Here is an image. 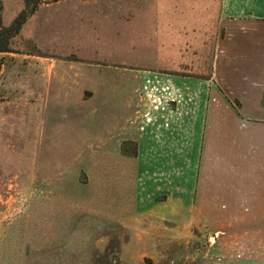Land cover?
I'll return each instance as SVG.
<instances>
[{"label": "rangeland", "instance_id": "rangeland-1", "mask_svg": "<svg viewBox=\"0 0 264 264\" xmlns=\"http://www.w3.org/2000/svg\"><path fill=\"white\" fill-rule=\"evenodd\" d=\"M217 2L0 0V264H264V218L221 217L222 123L185 105L178 194L143 153L212 74Z\"/></svg>", "mask_w": 264, "mask_h": 264}, {"label": "crops", "instance_id": "crops-1", "mask_svg": "<svg viewBox=\"0 0 264 264\" xmlns=\"http://www.w3.org/2000/svg\"><path fill=\"white\" fill-rule=\"evenodd\" d=\"M217 6L210 78L173 80V88L188 92L190 97L168 114L154 111L145 128L147 139L142 136L148 144L153 139L154 142L145 145L143 153L152 157L150 165L160 154L177 155L172 163L162 164L161 174L155 173L151 166L148 169L151 177L163 179L169 193L178 194L180 154L184 148L185 152L195 153L198 147L196 141L188 144L184 141L180 122L185 120L182 116L185 105L197 106L188 120L222 123L221 152L237 154L236 160L222 165L221 217L261 219L264 218V0H218ZM232 106L236 112L227 113L225 107ZM205 131L207 143L214 130ZM164 137L167 140H162ZM192 166L195 179L197 167L194 163Z\"/></svg>", "mask_w": 264, "mask_h": 264}, {"label": "trees", "instance_id": "trees-1", "mask_svg": "<svg viewBox=\"0 0 264 264\" xmlns=\"http://www.w3.org/2000/svg\"><path fill=\"white\" fill-rule=\"evenodd\" d=\"M0 50H5V49H0Z\"/></svg>", "mask_w": 264, "mask_h": 264}]
</instances>
